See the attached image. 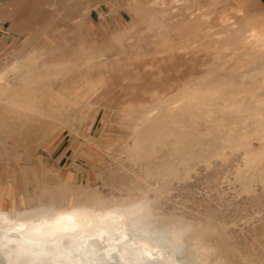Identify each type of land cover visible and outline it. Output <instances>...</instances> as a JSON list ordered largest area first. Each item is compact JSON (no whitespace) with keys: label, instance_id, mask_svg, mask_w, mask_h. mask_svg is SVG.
Here are the masks:
<instances>
[{"label":"rangeland","instance_id":"374dc122","mask_svg":"<svg viewBox=\"0 0 264 264\" xmlns=\"http://www.w3.org/2000/svg\"><path fill=\"white\" fill-rule=\"evenodd\" d=\"M113 1L0 0V70L27 56L43 67L4 80L68 69L63 84L0 91V211L132 206L177 246L155 236L161 260L264 264V46L229 48L255 20L233 16L232 0ZM239 1L264 12L263 0ZM37 86L59 95L58 112L35 111Z\"/></svg>","mask_w":264,"mask_h":264},{"label":"bare ground","instance_id":"6f19581e","mask_svg":"<svg viewBox=\"0 0 264 264\" xmlns=\"http://www.w3.org/2000/svg\"><path fill=\"white\" fill-rule=\"evenodd\" d=\"M233 24L230 25L233 26ZM233 40L229 43V48L236 55L240 51L239 45L245 44L247 41L264 46V15L258 17V20L247 21L243 32L238 34L236 40ZM186 45L183 47L184 49L191 50L194 47L193 44L186 43ZM9 71H13L17 75L20 72L16 65L1 71L0 91L3 94L11 95L28 94L33 86L25 80L21 86L4 80ZM38 88L42 87L37 86L36 89L39 90ZM41 90L45 92L41 99L38 96H33L31 99L35 111L41 109V105H43L51 111L58 112L60 104H56V100L59 95L54 91L50 95L49 93L52 91L49 87H43ZM178 105H170V108L175 109ZM14 111L25 117L28 113L19 107H15ZM21 124L26 125L24 119ZM142 137V133L138 132L133 139L131 150L140 147ZM130 157L134 159V155L131 154ZM257 161L258 158L253 154L248 159V165ZM262 182L264 184V177ZM111 223L115 224V231L111 228ZM142 232L151 233L154 238L155 236L162 238L171 249L177 248L164 233H158L154 227H145L143 220L135 218L132 206L123 211L109 212L105 216L76 208L56 210L51 216L34 217L23 214L11 216L7 210L2 209L0 211V239L9 242V250L0 252V264H8L9 260L17 261L18 264H93L94 261H103L104 264H107L108 260L115 259H121L123 264H136L143 245L147 246L155 264L156 262L185 264L174 254L161 260L164 253L160 251L159 244L153 243L152 240L141 239L140 233ZM101 242L104 247H101Z\"/></svg>","mask_w":264,"mask_h":264},{"label":"crops","instance_id":"0c3cea01","mask_svg":"<svg viewBox=\"0 0 264 264\" xmlns=\"http://www.w3.org/2000/svg\"><path fill=\"white\" fill-rule=\"evenodd\" d=\"M115 1H113V2H115ZM150 1L154 5L155 4L159 5V9L160 8L164 9L167 5H174L173 3L178 2V1H182V0H150ZM184 1H188V0H184ZM222 1L223 0H212L211 4L215 5V4L220 3ZM262 4L264 5V0L262 1ZM229 5L232 6V7H236V9L240 10V11H235V12L232 11V15L233 16L234 15H236V16H244V15H246V17L248 19H251V20H255L256 19V20H258V17L264 15V12L263 13H257L255 11H253L252 9L248 8L247 6H245L239 0H232L229 3ZM189 8H192V7L188 6L186 8V10H188ZM27 58H28V56L25 59L16 58L12 62L8 63L2 70H0V72L3 71V70L11 68L13 65H16L17 69H19V70H21L20 68H23L24 70H28V69L29 70H34V69H37V68L40 67V66H32V64L28 65ZM58 63H59L58 59L56 58L55 59V64H58ZM41 68H43V67H40V69ZM51 68H53V72H50V73H48L46 75L44 74V75L38 77L37 80H33V78L28 79L27 77H25V74H24V80H25V82H28L30 84H39V85L55 84V83L63 84L64 83V79H65V75H63V73H64L66 68H62L61 69L58 66H52ZM51 68H49V69H51ZM66 70H68V69H66ZM58 81H60V82L58 83Z\"/></svg>","mask_w":264,"mask_h":264},{"label":"snow or ice","instance_id":"6c2138e0","mask_svg":"<svg viewBox=\"0 0 264 264\" xmlns=\"http://www.w3.org/2000/svg\"><path fill=\"white\" fill-rule=\"evenodd\" d=\"M141 239H148L152 240L153 243H161L162 241H158L154 238L153 234L148 232L140 233ZM14 246V245H13ZM101 247H104L103 243L101 242ZM9 250V242L0 239V252H7ZM8 264H18L17 261L9 260ZM93 264H104L103 261L96 262L94 261ZM107 264H123L121 259L115 260H108ZM136 264H155L154 259L152 258L150 252L147 250V246L143 245L141 247V251L139 253V259L136 261Z\"/></svg>","mask_w":264,"mask_h":264}]
</instances>
